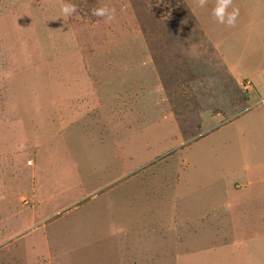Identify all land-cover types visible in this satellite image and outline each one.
Returning <instances> with one entry per match:
<instances>
[{
    "label": "rangeland",
    "instance_id": "obj_1",
    "mask_svg": "<svg viewBox=\"0 0 264 264\" xmlns=\"http://www.w3.org/2000/svg\"><path fill=\"white\" fill-rule=\"evenodd\" d=\"M216 3L0 0V264H264V180L213 152L258 100L219 45L262 65L264 0Z\"/></svg>",
    "mask_w": 264,
    "mask_h": 264
},
{
    "label": "crops",
    "instance_id": "obj_2",
    "mask_svg": "<svg viewBox=\"0 0 264 264\" xmlns=\"http://www.w3.org/2000/svg\"><path fill=\"white\" fill-rule=\"evenodd\" d=\"M263 15H264V13H263ZM261 35L263 36L264 33ZM219 46H220V48H222L223 53L220 50L221 55L218 54V56L221 60L224 61L223 63L225 64L227 69L230 70V72L233 74V77L235 79H237L240 82H242L243 79L248 80L250 83H253L255 81L256 84L253 83V85L255 84L256 86H254L253 88L255 90V87H257L255 90L257 93L255 94L254 97H256L258 100L251 105L249 110L245 109L241 113L236 112L233 115V117L231 118V120L229 119V116H227V115H225L227 117L224 116L223 118H221V120L226 118L223 121L227 120L228 124H226V128L223 131L224 136L219 137V139H217L215 142H217L216 144H220V145L226 144V142H227V143H229L230 146H229L228 150L226 149L224 151L220 150V152H218V151H213V152L218 157L219 166L221 165V163L223 164L228 159V162L230 163V167H232V166L234 167L235 164H236V166L240 167L239 173L247 174V173H249L248 172L249 170L251 172V170L256 169L257 172H255V173L252 172L254 178H257L256 176L260 175L256 180L257 181H259V179L264 180V62L262 65L255 67L254 69H250L251 73L247 74L244 71L245 67L243 66V63H239L238 68L233 69L232 68L233 65H229L227 63V62H230V60H231L230 57L233 54L230 53L226 48L222 47L221 45H219ZM225 49H226V51H224ZM223 56H224V58H223ZM236 60H237V58H235V62H236ZM246 67H247V64H246ZM22 98H23V95H22ZM216 110H218V111H217V113H215V110H214V112H213L214 116H222L225 114V112L223 113L220 109H216ZM248 115H252V124H254L253 127L246 128V127H244V125H243V127L238 126V125L236 126L237 120L238 121L242 120L245 116H248ZM26 121H30V118L27 119ZM237 128H238V130H237ZM240 133L242 135L241 136L242 140L238 141L236 143L235 137L238 134L240 135ZM27 135H28V133H27ZM27 139H26V141H27ZM249 140L250 141L257 140V142H258V145L255 148V150H253V152H248L251 149L250 148L251 142H249ZM212 143H214V142H212ZM10 145H13V143ZM242 145H243V148L245 150H243L241 148ZM260 145H261V148H260V150H258ZM216 146H219V145H216ZM17 148H18L17 144H16V148L10 147V149L14 150V151ZM247 149H249V150H247ZM201 150H202V152H201V154H202L203 149H201ZM240 154L246 155L247 159L249 160V163H251L252 165H250V166L243 165L241 162H242V160L245 159V157L241 156ZM14 157H16L17 162H20V160L17 158V155ZM12 160H10L11 162H9V165L4 166V171H3V174H5V172H7L10 177H12L11 173H9V170L11 169V167H15V169L18 167V165L14 162V159H12ZM26 163H27V161H26ZM188 166H189V164H188ZM6 168H8V169H6ZM222 176L224 177L225 175L222 174ZM1 177L4 178L3 181L5 180V178H8L6 175L5 176L0 175V178ZM258 186H259V184L256 187H258ZM9 187H13V185H9ZM195 187H196V185H194L193 187L189 186L188 191L193 190ZM3 196L4 195L0 192V199H2ZM260 196H262V194L261 195L259 193L255 194V198L260 197ZM253 197H254V195H253ZM251 200H253V198H251ZM263 200L264 199L262 198V201ZM228 204H230V202H228ZM257 204L259 205V202ZM261 204H263V203H261ZM175 215H176V211H175ZM199 217H201V216H199ZM225 220H229V218H227ZM222 221H224V220H220V222H222ZM175 223L176 224L181 223V219L180 218H179V220L175 219ZM189 223H190V221H189ZM124 230L125 229H120L119 232L117 231L119 233V236H120L121 232H123Z\"/></svg>",
    "mask_w": 264,
    "mask_h": 264
},
{
    "label": "clouds",
    "instance_id": "obj_3",
    "mask_svg": "<svg viewBox=\"0 0 264 264\" xmlns=\"http://www.w3.org/2000/svg\"><path fill=\"white\" fill-rule=\"evenodd\" d=\"M204 0H201L203 3ZM231 0H217L216 6L213 9V15L220 23H227L228 25H232L236 21V17L239 15V9L233 8L229 11V5ZM76 12L75 4L66 3L61 8V13L63 18H67ZM115 13V9H109L107 7H99L94 8L92 10V14L94 16L106 17L108 20L113 18Z\"/></svg>",
    "mask_w": 264,
    "mask_h": 264
}]
</instances>
